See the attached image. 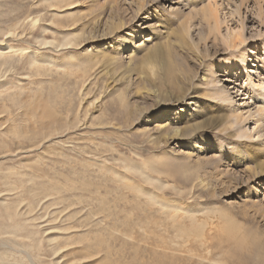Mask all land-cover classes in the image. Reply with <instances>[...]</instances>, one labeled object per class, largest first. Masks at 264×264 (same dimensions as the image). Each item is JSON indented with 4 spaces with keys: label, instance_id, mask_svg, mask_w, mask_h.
<instances>
[{
    "label": "rangeland",
    "instance_id": "rangeland-1",
    "mask_svg": "<svg viewBox=\"0 0 264 264\" xmlns=\"http://www.w3.org/2000/svg\"><path fill=\"white\" fill-rule=\"evenodd\" d=\"M62 1L0 0V264H236L228 233L264 244V0Z\"/></svg>",
    "mask_w": 264,
    "mask_h": 264
},
{
    "label": "bare ground",
    "instance_id": "bare-ground-1",
    "mask_svg": "<svg viewBox=\"0 0 264 264\" xmlns=\"http://www.w3.org/2000/svg\"><path fill=\"white\" fill-rule=\"evenodd\" d=\"M62 3H68L67 0H63ZM214 17V14L211 10L209 9H204L202 11V20L206 23L207 27H208V31H210V28H211V19ZM214 26H215V29H216V21L214 19ZM182 27L184 28V31L185 33H188V26H187V23L185 22H182ZM14 30L13 28H10L4 35H15L13 34L14 33ZM9 38V36H6ZM181 41L184 42V38H180ZM3 41V40H1ZM43 45V43H41ZM48 44V43H47ZM68 43L67 42H64V44L62 46H66ZM45 45V44H44ZM2 45L0 44V57L2 58V56H4L5 54L8 55L9 53L11 52H14L13 48L12 47H4L2 48L1 47ZM4 49H8V52L7 53H3L2 50ZM21 50V49H20ZM25 50V49H23ZM26 51V50H25ZM22 52V51H21ZM16 53V52H15ZM12 54V53H11ZM23 54V53H22ZM21 55V54H20ZM8 57V56H7ZM4 59V58H3ZM25 60V59H24ZM26 62V61H25ZM24 62L25 65H27L26 63ZM50 62H53V59H49L48 60V63ZM49 66V64L47 65ZM175 69H176V64L173 63V62H166V63H163L159 66V82H163V81H166V80H169L170 82L172 81H175L174 80V72H175ZM37 71V70H36ZM166 79V80H165ZM188 108V107H186ZM48 115L49 117L52 116V113L51 112H48ZM159 117V116H158ZM174 134H177V131H174ZM200 147L204 146V145H199ZM197 146V150H198V147ZM241 160V159H239ZM125 167H128V168H132V169H135L136 167H133V166H128L126 164H124ZM108 171H112V168H107ZM114 175L121 179L120 175L117 174V173H114ZM99 188V187H98ZM97 188V189H98ZM100 191V189H99ZM101 201V200H100ZM107 202H99L98 205H96L94 211H91V214L95 215V213H98L96 215H99L101 213H105V212H108L110 211V209L107 207ZM93 207V206H92ZM133 210V208H132ZM109 216V215H108ZM151 218V217H150ZM149 220V219H148ZM155 220V218H154ZM151 221V220H150ZM141 222V221H140ZM144 222V221H143ZM156 223H154L155 225H157V220L155 221ZM134 223V222H133ZM138 224H132L130 226L131 230L133 229H136V228H142L141 230H143V226L144 224H140L139 225V222H137ZM147 223V222H146ZM152 223V222H151ZM153 224V226H154ZM115 225V224H114ZM145 225H148V224H145ZM129 228V226H128ZM157 228V227H156ZM146 229V228H145ZM115 230V229H114ZM130 230V229H129ZM140 230V229H139ZM140 230V231H141ZM199 227L197 226L193 231L192 233H186V232H182L181 233V240H182V243H186L188 241V237L190 236H194L195 238H198L199 235ZM141 232H139L140 234ZM135 234V233H134ZM137 234V233H136ZM145 234V232H144ZM128 235V234H127ZM129 236V235H128ZM142 236V235H140ZM202 236V235H201ZM132 238V236H131ZM227 238L229 240V242L231 243V245L237 249L238 251V259L237 260L238 262L236 264H264V244H261L260 242L257 241V239L251 235V234H242V235H236V234H230L228 233L227 234ZM138 240V238H137ZM135 241V240H134ZM141 241H144V240H141ZM148 242V241H147ZM153 243V242H152ZM157 245L160 244V242L156 241ZM163 243V242H162ZM151 244V243H150ZM145 246V245H144ZM148 247V246H147ZM55 249V248H54ZM147 250V249H145ZM233 259V258H232ZM171 261V260H170ZM232 261V260H231ZM234 261V260H233ZM224 263V262H223ZM222 263V264H223ZM226 264H229V262H225ZM224 263V264H225Z\"/></svg>",
    "mask_w": 264,
    "mask_h": 264
}]
</instances>
